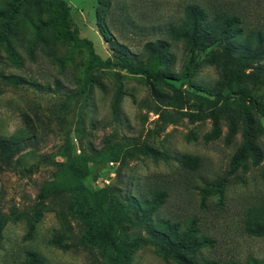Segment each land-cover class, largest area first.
<instances>
[{
  "label": "rangeland",
  "instance_id": "1",
  "mask_svg": "<svg viewBox=\"0 0 264 264\" xmlns=\"http://www.w3.org/2000/svg\"><path fill=\"white\" fill-rule=\"evenodd\" d=\"M15 1L0 0V13ZM64 1L71 30L91 41L102 60L112 58L111 41L145 65L156 63L157 49L165 47L158 70L166 84H149L141 75L101 65L85 45L57 40L52 25L58 10L44 0H21L7 36L10 47L0 45V138L20 145L7 164L0 161V264H25L29 252L43 264H116L98 248L80 244L84 229L69 214L70 189L44 202L36 221L37 195L59 173L70 187L81 184L86 203L105 210L103 221L111 226L116 243L149 240L133 252L130 264H177L163 259L150 242L154 238L132 224L138 219L126 212L130 198L150 200L160 192L166 195L151 220L203 239L193 254L197 262H264V236L243 230L246 211L264 205V122L238 98L212 106L195 97L212 100L220 91L224 41L191 49L169 31L180 28L192 8L204 12L205 22L223 10L239 16L249 28H263L264 0H108L100 21L112 37L109 42L98 31L97 0ZM39 24L47 26L38 44ZM245 73L247 91L264 103V59ZM5 77L19 79L17 85L6 84ZM226 110L236 127L230 145L224 143L229 129ZM212 113L218 116L221 135L205 142ZM246 131L263 159L252 166L250 156L229 175V163ZM112 139L122 150L117 161H104L99 155ZM82 166L87 168L84 177ZM56 237L66 249L54 243Z\"/></svg>",
  "mask_w": 264,
  "mask_h": 264
},
{
  "label": "trees",
  "instance_id": "2",
  "mask_svg": "<svg viewBox=\"0 0 264 264\" xmlns=\"http://www.w3.org/2000/svg\"><path fill=\"white\" fill-rule=\"evenodd\" d=\"M49 6L55 7L59 14L54 21V37L61 42H69L78 46L85 45L89 54L93 59L101 65H107L116 70L126 71L131 75H141L146 79V82L152 84L153 82H162L166 84L162 73L158 70L161 61L165 58V47L160 46L157 49L156 63L145 65L141 62H134L128 57L126 47L119 46L116 42L111 41L112 45V58L102 60L95 52L92 42L86 39H81L77 34L71 30L69 7L64 0H44ZM21 0H16L15 3L9 7L7 12L0 13V19H5V26L3 33L0 34V45L10 47L8 41V34H10V26L14 15L18 11V5ZM98 6L96 8L97 27L99 34L102 38L109 42L112 37L108 36L106 30L103 29V23L100 21V14L104 12L108 5V0H97ZM214 16L210 21L205 22V15L203 11L192 8L189 10L187 19L184 20L178 29L173 27L169 29L173 37L183 40L185 45L191 49L204 50L208 47V43H221L225 44L222 47L221 62L219 64V72L221 77L220 91L215 94L212 100L203 96H196L197 99L215 106L218 102L229 100L231 98H238L243 100V106L247 105L262 118L264 122V103L260 98L247 91L245 78H249V74L245 71L251 68L254 62L264 59V27L263 28H249L244 24L239 16L232 12L219 10L213 12ZM47 26L39 24L36 33L38 34V44L42 43V30ZM40 41V42H39ZM257 44V46H256ZM151 45V44H149ZM117 46V48L115 47ZM11 48H8L10 50ZM6 84L17 85L19 79H12L5 77ZM15 80V81H14ZM180 94L179 91H177ZM115 109V108H114ZM228 115L229 129L224 139L225 145H230L231 139L236 134V127L231 120L229 112ZM212 130L204 135L205 142L217 140L221 135V129L218 122V116L215 113L211 114ZM147 152L158 157V153L151 148L144 147ZM20 145L13 139L0 138V161L7 164L9 159L18 153ZM122 146L112 139L106 141L102 148L101 158L105 161H117L118 154L121 152ZM127 154V152H124ZM60 155L68 159L66 154ZM251 159V165L257 166L263 159V152L257 146L252 144L251 136L248 131L244 133V140L241 147L232 156L229 163L228 174H234L240 167L245 165V161ZM19 158L16 159L15 165L19 164ZM186 159V158H185ZM80 170L83 172L84 177L87 168L82 166ZM85 174V175H84ZM81 184L70 187L67 177L63 173H59L57 177L47 183L39 191L37 197L39 200L38 208L34 211V217L39 220L43 214L44 202L50 200L58 193L65 189L71 190V197L68 202L69 214L74 217L84 229L80 239L82 246H92L98 248L101 255L109 256L117 264L119 260L123 264H130L131 256L139 247L146 245L149 240L146 238H135L129 242H117L112 236L111 226H108L103 221L105 218V210L99 206H90L82 197ZM165 193L160 192L155 194L154 199L136 201L130 198L127 204V213H131L137 217V221L131 222L134 225L144 227L147 233L154 238L153 243L159 248V254L165 261L173 260L177 264H201L194 259V252L203 244V239H193L190 234L179 233L172 229L168 222L163 220L158 221L156 224L151 220V215L155 208L162 202ZM120 211L116 217H119ZM4 226L3 216L0 214V232ZM243 230L249 236L262 237L264 236V205L259 207L249 208L243 219ZM126 231V228L123 229ZM53 243V242H52ZM54 243L60 246V239L56 237ZM66 249V245L60 246ZM25 264H43L42 260L37 254L29 252L26 256ZM232 264H264L262 261L255 259L248 260L244 263Z\"/></svg>",
  "mask_w": 264,
  "mask_h": 264
}]
</instances>
